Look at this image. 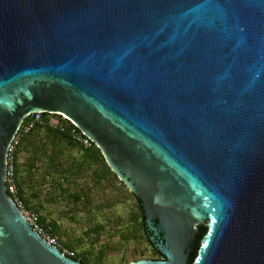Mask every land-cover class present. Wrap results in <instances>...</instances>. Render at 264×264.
Instances as JSON below:
<instances>
[{"label": "water", "instance_id": "water-1", "mask_svg": "<svg viewBox=\"0 0 264 264\" xmlns=\"http://www.w3.org/2000/svg\"><path fill=\"white\" fill-rule=\"evenodd\" d=\"M33 113L64 115L139 201L164 258L127 264H264V0H0V264H82L6 191Z\"/></svg>", "mask_w": 264, "mask_h": 264}, {"label": "rangeland", "instance_id": "rangeland-1", "mask_svg": "<svg viewBox=\"0 0 264 264\" xmlns=\"http://www.w3.org/2000/svg\"><path fill=\"white\" fill-rule=\"evenodd\" d=\"M51 117L55 118L57 115ZM92 145L94 144L92 143ZM37 167L40 169L41 162H38ZM56 173L54 180L57 181V185L50 189L57 192L58 188H60L62 192L55 197L56 203L51 210H40V213L43 215L46 222L55 224V229L59 234L51 230L52 233L55 235L58 234V237H61L64 242L73 248L72 250L74 252L86 253L87 256H85V258H89V260L93 262L96 261L97 264H127L142 258L153 259V257H156L152 247L141 231L135 234V240L130 239L128 242H123L119 237V231L125 229L126 225L124 226L123 223L118 226L116 223H112L126 218L127 211L133 209L135 200L133 196L130 195V191H128L130 192L128 193L130 202H127L128 198L127 200L124 199L118 202L116 199H118L120 195L117 193L118 191L113 188V200H116L114 202V207L110 211H106V213L103 212L102 216H97V214L94 213L95 211L91 212L90 210L86 211L78 208L75 200L72 199L73 193L70 192L71 194H69V190L76 191L77 188H79V176L73 175V179L71 181L69 180L68 183L66 181H61L62 175H60L59 172ZM114 180L117 182V186L126 192L121 182L115 178ZM47 188H49L48 185L43 186V189ZM122 197L123 195L120 198ZM130 204H132V207H130ZM106 215L109 216V218H114L113 221L110 222V219L107 225L105 221L103 227H94V224L98 222L95 220H105ZM93 249L95 250L93 251ZM97 250H103V258H97Z\"/></svg>", "mask_w": 264, "mask_h": 264}, {"label": "crops", "instance_id": "crops-1", "mask_svg": "<svg viewBox=\"0 0 264 264\" xmlns=\"http://www.w3.org/2000/svg\"><path fill=\"white\" fill-rule=\"evenodd\" d=\"M52 128L55 127L52 126ZM19 144H21V142ZM24 147L21 146V148L15 155V176L21 194L29 207L35 210L46 211L51 210V208L54 206V204L56 203L55 197L60 194V191L56 192L55 190L50 189L51 187L54 188L56 186V183L54 181L56 175L53 179L51 178V176L54 169L60 170L57 164H60L61 161L64 162V170L67 171H73L74 165L75 169L76 166H79L80 173L78 175V187L82 188L78 190L80 195H82L83 193V188L91 189L89 193L90 203L85 204L82 197L79 204H76L78 208L84 210L90 209L93 211H103L106 213V211H110L114 207L112 206L114 202V193L112 190L114 188L113 185L116 184L117 186L118 184L114 181L113 175L111 174L112 171L110 169L109 170L111 172L109 173V167H106L107 164L105 165L103 163H99V156L95 157V154L92 153L95 158H92L91 160L83 155L82 150L92 149V146L88 148H83L80 146L82 150H79V145L69 146L61 140H56L54 143L49 144V150L47 152L48 155H46L41 160L40 169L39 167H37L36 163H32V153L30 151H27V148L29 147H27L26 145H24ZM52 149H55L58 154L56 160H54L55 156L52 152ZM54 161H56V164ZM68 164H73V166L69 169ZM45 185H48L49 188L43 189V186ZM116 188H118L117 193L120 195L116 200L118 202H121L124 199L127 200L128 198V202V192L121 190L119 186H117ZM122 195L123 197L120 198ZM130 207H132V204H130ZM129 210L127 212H129ZM105 217L107 218L108 216L106 215ZM95 221H98V224L105 222V220Z\"/></svg>", "mask_w": 264, "mask_h": 264}, {"label": "trees", "instance_id": "trees-1", "mask_svg": "<svg viewBox=\"0 0 264 264\" xmlns=\"http://www.w3.org/2000/svg\"><path fill=\"white\" fill-rule=\"evenodd\" d=\"M53 115H57V118H59V120L65 124V126L69 127V126H72V124L62 118L60 115L58 114H50V113H41V118H42V123H36L33 125V127L28 131L26 132L22 139H21V144H19L18 146V149L17 151L21 148V146L24 147V145H26L27 147V151H30L32 153L31 155V160H32V163L33 164H38V162H41V160L46 156L48 155L47 152L49 150V144L51 143H54L56 140L57 141H63L64 143H66L67 145L69 146H76L77 144H75L70 136L68 135L67 131H61L60 129L58 128H52V126H50L49 124V120L51 118V116ZM30 117H26L24 120H23V123L27 120H29ZM24 143V145H23ZM79 150H82L80 148V146L78 147ZM25 149V147H24ZM16 151V153H17ZM83 155L86 157V158H89L92 160V158H95L96 156L100 157V159L98 160L99 163H103L106 165L99 149L95 146V145H92V149H83ZM52 152L54 153V160H56V157H57V152L55 151V149H52ZM92 153L95 154V157L92 155ZM55 164H56V161H54ZM58 167L60 168V170L58 171L57 169H54L53 171V174L51 176V178L53 179L54 176L57 174L56 172H59L60 175H62V178H61V181H66L69 183V180L71 181L73 179V175L74 176H78L79 175V166H76V169H75V165H74V170L73 171H70V170H64V162L61 161L60 164H57ZM73 166V164H68V168L70 169L71 167ZM107 167V165H106ZM108 168V167H107ZM109 170V168H108ZM111 171L109 170V173ZM111 174L113 175V177L117 179V177L111 172ZM113 178V179H114ZM55 183L57 182L56 180H54ZM115 181V180H114ZM116 182V181H115ZM120 183V182H119ZM16 185H17V191H18V194L20 196V198L23 200L24 202V205L29 208V209H32L31 207H29V205H27V203L25 202L22 194H21V191L19 189V186H18V183H17V180H16ZM57 185V184H56ZM121 185L124 187V189L128 192L127 188L125 187L124 184L121 183ZM113 187L116 189V191H118V188H116V184L113 185ZM79 189H82V188H77V190H69V194L73 193L72 194V199L75 200L76 204H79L80 200L82 199L83 197V201L85 202V204H89L90 203V198H89V193H90V188H83V193L82 195H80V193L78 192ZM58 191H60V193L62 192L60 190V188H58ZM71 192V193H70ZM130 193V192H128ZM130 195L133 196L134 200H135V205L133 206V209H130L129 212L127 213V216L126 218L124 219H121L120 221H117V222H112L114 218H109V216L105 219L106 221V225L108 223V221L111 219L110 222L112 223H116L118 226L123 224L126 228L123 229V230H120L119 231V237L120 239L123 241V242H128L130 239H133L135 240V234L138 233V231H141L143 233V235H145L148 243L150 244V246L152 247V250L154 251L156 257H153V259H160V258H164L160 252L154 247V245L152 244V242L149 240L148 238V234L146 232V229H145V224H144V216H143V212H142V208L140 206V203L139 201L137 200V198L135 197V195L133 193H130ZM116 200H114L115 202ZM113 202V205L114 206V203ZM86 206V205H85ZM34 211H36L38 214H39V222L40 224H42L43 226H49L51 228V230L54 232V233H58L55 229V224L53 223H48L44 220L43 218V215L40 213V210H35V209H32ZM90 210V209H89ZM87 211V210H86ZM91 212H94L93 210H90ZM94 213L97 214V216L99 215H102L103 214V211H95ZM105 222L103 223H97V224H94V227H103ZM101 231V230H99ZM206 232V226L204 225H200L199 226V233L197 234L196 238H195V251L191 252L190 255H189V258H188V262L189 263H192L194 257L196 256V251H197V248L199 246V243H200V239L201 237L204 235V233ZM59 234V233H58ZM58 234H56L58 236ZM99 234V233H97ZM59 238V241L61 243V245L65 248H68L70 250H72L73 248H71L66 242H64L62 240L61 237H58ZM95 249H93L94 251ZM98 252L96 253V256L97 258H103V250H97ZM76 253V254H75ZM74 253V256H71L72 259H75V260H78L80 261L82 264H97L96 261H90L89 258H85L86 253H78L75 251Z\"/></svg>", "mask_w": 264, "mask_h": 264}, {"label": "built area", "instance_id": "built-area-1", "mask_svg": "<svg viewBox=\"0 0 264 264\" xmlns=\"http://www.w3.org/2000/svg\"><path fill=\"white\" fill-rule=\"evenodd\" d=\"M29 117L30 119L25 121L24 123L22 122L20 127L17 129L7 149L6 180H5L6 191L11 196L16 206L21 210L22 214L27 219V221L31 224L33 229L37 231L43 238H45L50 244L58 246L64 254L71 257L74 256L75 252L73 250L63 247L59 241L58 236L52 233L51 228L49 226L45 227L42 224H40L39 214L36 211L29 209L24 205V202L20 198L17 191L16 176H15V155L20 143V139L23 134L28 132L33 127L34 124L42 123L41 113L30 114ZM61 117L66 119L64 116ZM49 124L55 128L60 129L61 131H67L71 140L75 144L83 148H88L92 145V141L72 123H71L72 126L67 127L57 117L55 118L51 117L49 120Z\"/></svg>", "mask_w": 264, "mask_h": 264}, {"label": "bare ground", "instance_id": "bare-ground-1", "mask_svg": "<svg viewBox=\"0 0 264 264\" xmlns=\"http://www.w3.org/2000/svg\"><path fill=\"white\" fill-rule=\"evenodd\" d=\"M62 116H64V115H62Z\"/></svg>", "mask_w": 264, "mask_h": 264}, {"label": "flooded vegetation", "instance_id": "flooded-vegetation-1", "mask_svg": "<svg viewBox=\"0 0 264 264\" xmlns=\"http://www.w3.org/2000/svg\"><path fill=\"white\" fill-rule=\"evenodd\" d=\"M149 238V237H148ZM191 253V252H190Z\"/></svg>", "mask_w": 264, "mask_h": 264}]
</instances>
